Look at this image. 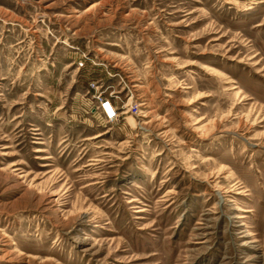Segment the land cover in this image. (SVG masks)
<instances>
[{"label":"rangeland","instance_id":"rangeland-1","mask_svg":"<svg viewBox=\"0 0 264 264\" xmlns=\"http://www.w3.org/2000/svg\"><path fill=\"white\" fill-rule=\"evenodd\" d=\"M0 264H264V0H0Z\"/></svg>","mask_w":264,"mask_h":264},{"label":"built area","instance_id":"built-area-1","mask_svg":"<svg viewBox=\"0 0 264 264\" xmlns=\"http://www.w3.org/2000/svg\"><path fill=\"white\" fill-rule=\"evenodd\" d=\"M100 101H101V108L106 116V118L108 120H116L119 117V109L114 106V104L105 98H102L101 96H99ZM130 110H133L134 114H138L139 113V104L138 103H134V104H130L128 105Z\"/></svg>","mask_w":264,"mask_h":264}]
</instances>
